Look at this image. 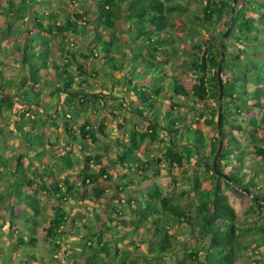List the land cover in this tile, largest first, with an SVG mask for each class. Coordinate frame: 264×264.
Returning a JSON list of instances; mask_svg holds the SVG:
<instances>
[{
  "label": "rangeland",
  "instance_id": "374dc122",
  "mask_svg": "<svg viewBox=\"0 0 264 264\" xmlns=\"http://www.w3.org/2000/svg\"><path fill=\"white\" fill-rule=\"evenodd\" d=\"M52 1L56 2V0ZM207 1L176 0L184 6V11L175 15L172 19V26L166 28V32L173 39L164 47L169 53L163 70L170 78L175 77L178 83L186 89L190 88L195 76V72L189 68L190 56L182 52L184 48H189L193 44L191 40H187V23L185 24V22L188 17L186 16L191 17V12L200 16L198 11L201 6L206 5ZM46 2L48 3V0H33L31 5L32 10L36 11L48 12V10H52L53 17L52 21L48 22V29L61 22L64 15L75 11L88 9L93 15L91 23L86 25L84 34L61 36L41 32V36L38 35V37L35 34L27 36V40L46 41L49 50L46 54L48 60L46 62L47 73L42 77L48 82L44 84L43 81L40 85V90L43 92L39 99L40 108L20 101L22 96L29 93L27 87L22 84L24 78L18 77L19 66L13 63L18 57L17 55L11 56L12 50H8L7 46L3 50L9 64L8 66H0V73L3 78H10L14 82V89L12 88L11 91L14 103L10 111L6 110L3 115H0V192L6 196L5 200H0V264H12L13 261L16 264H32L34 259L35 264H83V255L92 252L97 246L98 238L94 236V233L101 230L104 232L102 234L104 238L100 244L105 243L108 246H111L112 243L116 244L119 249H128L135 255V258L140 259L141 254L146 253V247L139 244L138 240L146 230L141 228L137 233H133L132 239L128 238L124 242L118 243L116 242L117 236L120 237L125 232L130 231L132 227L130 224H120L118 229L113 231L116 224L109 221V218L115 215L114 212L131 216V209L129 208L134 205L135 201L128 205V196L138 199L141 193V188L136 183L134 186L127 185L124 189L123 183L127 182L128 178L142 182L153 181L160 190L161 196L193 211L196 206L195 200L198 190L210 189L213 183V179L204 167L205 165L210 166L211 161L206 162L202 158L209 156L210 146L215 142L217 143L216 102L213 99L209 100V107L206 108L201 103L190 104L184 99L178 100L181 106L177 111L184 117L181 122L183 127L179 130L182 135L180 142L189 143V141L185 142L186 131L184 130L186 127L195 128L202 132L204 146L198 152L199 158L194 156L188 163H184L183 167H176L165 156L170 147L165 131L157 129L158 135L155 142L150 143L148 139H145L141 141L135 152L136 156L140 158L139 167L130 161L120 165L118 162L121 154L120 145L122 147L128 145L130 132L135 131L141 134L148 130L144 118L135 116L131 111L132 106L129 104L136 106L139 104L138 100L123 85L115 81L121 78V74L105 69L101 64V58L95 57L97 39L94 37V29L92 28L93 25H97L96 15L102 11L100 5L95 0H74V2L72 0H60V2L49 5V9L45 10L43 4ZM122 14L120 11L117 12L118 21L114 26V32L119 39L126 41V23L121 18ZM39 19L46 21V17L43 15H39ZM1 20L3 19L0 18V37L3 42L5 40L4 43H7V38L11 32H7L6 28L9 22L5 20L2 22ZM14 24L13 22L11 30L26 27L23 21ZM193 27L203 41L210 36L218 38L220 33L226 30L221 22L214 28H210L208 32L202 29L199 24H195ZM27 30L26 28L25 32ZM36 31L34 29L35 33ZM18 35L16 33L15 37ZM13 37L10 36L9 38L13 39ZM18 37H20V41L23 40L20 35ZM182 38L187 41L182 42ZM12 42L17 45V42L13 40ZM32 46L33 44L30 42L31 50L34 49ZM41 46L39 45V47ZM172 48H177L178 55L172 54ZM237 48L240 47L228 43L227 57L230 58V55ZM90 50L93 51V55H91ZM224 58L226 59L225 52ZM226 61L230 60L227 59ZM67 62L70 64L67 66V70L74 82L73 90L76 91L78 86L79 92L102 96L103 101L89 96L87 103L81 105L77 98H69L62 92L54 96L51 95L50 92L53 87L58 85L54 74L56 71L54 65L58 64L61 70H65ZM78 64L84 65L87 75L81 76L78 73ZM230 75H232L230 71L223 75L222 81L229 79ZM146 76L147 78H157L158 74L149 71ZM142 78H144L143 75ZM148 80L144 79L142 83L147 85ZM28 85L29 83H27ZM168 85V83L164 85L162 95H165L166 98L161 99L162 107L157 116L160 126L167 122L164 113L170 103L169 98L167 99L170 91H168L169 93L165 92ZM227 89L229 92L235 90L230 85H227ZM235 96H237L236 93L234 98ZM28 99L30 101V97ZM226 102L225 118L224 121L222 120V131H224L226 138L223 141L222 151L227 153L228 157L220 162L221 168L226 173L238 172L245 177L249 176L255 185L252 187V191L257 194L261 193L260 195L264 197V174L261 173L264 171V158L255 153L257 146L264 148L263 132L258 131L257 137L251 135L250 127L246 121L254 115L252 108L245 105L240 114L237 115L235 105L240 103L229 99ZM39 109H42L44 114H39ZM150 114L151 112H146L144 116L150 118ZM211 118L213 125H207L206 121L211 120ZM85 123H88L89 129L95 130L96 141H91L87 135H82L80 127ZM30 126L36 127L39 131L31 130ZM86 130L87 128L84 129V131ZM25 138L40 141V144H34L32 146L34 150L27 151ZM21 155L27 157L22 159V166L19 169L17 168V159ZM89 157L91 158L90 162L85 159ZM149 161L152 165L146 166L144 163ZM127 165L131 169L127 178L118 176L115 170ZM18 170L22 176L33 181L32 185L23 183L22 186L19 185L18 182L21 177ZM43 170L44 174L49 175L45 179L47 184L61 185L62 190L66 188L63 185L65 181L68 182V185L73 186L75 199H62L60 205L65 210V219L62 223L64 226L62 227V237L57 238L59 248L44 240V228L53 214L52 206L56 202L54 198H48L46 192L39 188L40 177H37L35 172L41 174ZM102 170L105 171V175L101 173ZM83 172L93 174L97 181L94 187H102L105 190V196L100 201H93L94 198L90 192L92 186L87 180L82 182ZM107 176H110L111 179L107 180ZM13 186H17L19 190H29L30 196L34 197L40 206L38 214L34 217V223L26 225L24 219L14 218L15 231L9 227L10 216L12 214L22 215L25 212L30 214V212L24 203L17 202L16 199L12 198ZM220 186L229 205L235 211L236 224L239 228L237 236L245 242L244 248H239L235 253V264H264V239H262L264 237V207L258 208L252 203L249 196L235 186H227L225 181H221ZM155 207H159L157 203ZM34 215L32 213L31 216ZM102 225L104 226L101 229ZM31 227L34 229L30 230ZM17 235H19V239L23 240L22 243L18 240ZM195 236L199 240L198 233ZM30 237H33L35 241L31 242ZM184 237H180V239H184ZM131 240L135 242L136 248L130 246ZM16 247L20 249V252L13 255ZM182 254L183 251H179L177 254L173 252L171 255L158 254L155 258H162V264H176V257L180 258ZM11 257L14 259H10ZM101 259L105 260L104 264H113L111 260L105 258L104 254ZM101 259L100 262H102Z\"/></svg>",
  "mask_w": 264,
  "mask_h": 264
},
{
  "label": "trees",
  "instance_id": "16d2710c",
  "mask_svg": "<svg viewBox=\"0 0 264 264\" xmlns=\"http://www.w3.org/2000/svg\"><path fill=\"white\" fill-rule=\"evenodd\" d=\"M95 1L99 3L102 10L101 13L96 15L97 25H93L92 28L94 29V37L97 39L95 43V57L101 58V64L105 69L121 74V78L115 81L123 85L138 100V106L129 104L132 106L131 111L135 116L144 118L147 123V132L138 134L135 131H131L128 145L123 147L120 145L119 164L123 165V163L130 161L137 164L136 167H139L140 158L136 156L135 152L141 141L148 139L150 143L155 142L158 135L156 133L157 129L165 131L167 142L170 145L165 156L176 167H183V164L188 163L194 156L199 158L198 152L204 146L202 132L195 128L186 127L184 130L186 131L185 142L189 141V143L180 142V136L182 135L179 133V130L183 127L181 122L184 120V117L177 111L181 106L178 100L181 98L190 104L201 103L203 107L207 108L209 107L208 101L213 99L218 106L217 67L220 59L221 40L225 31H222L218 38L210 36V38L203 41L199 33L195 32L193 26L199 24L202 29L208 32L210 28H214L221 22L222 26L226 29L231 14L232 0H208L206 5L201 6L199 9L200 16L194 15L193 12H191V17L186 16L188 17L185 22V24L187 23V40H191L193 44L189 48H184L182 52L190 56V61L188 62L189 68L195 72L189 89L180 85L175 77L170 78L163 70L169 53L164 47L173 39L166 32V28L172 26V19L175 15L184 11L182 4L176 2V0ZM11 4L9 0H6L4 6L0 4V16L6 19L15 18L23 20L30 10V18L32 26H35L34 29L51 35L68 36L71 34H84L87 28L86 25L91 23L93 15H91L88 9L86 11H75L64 15L61 22L48 29V22L52 21L53 17L51 12L45 13L41 10H32L31 4H33V0H21V3H18L14 10ZM118 11L123 13L121 18L126 23V41L119 39L114 32V26L118 21L116 17ZM39 15L45 16L46 21L44 22L39 19ZM227 37L224 43L226 59L224 58L222 63L221 78L229 71L232 75H230L229 79H223L222 81L224 91L222 120L224 121L225 118L224 108L227 103L226 100L238 101L240 104L235 105L237 109L235 113L239 115L245 105L252 108L254 115L246 121L250 127L251 135L257 137V132L262 131L264 138V0H238L231 29ZM187 40L181 39L182 42ZM228 43L240 47L230 55V58L227 57ZM31 44L36 49L35 51H33L34 49H30L29 44V50L22 51L21 53L23 55L22 63L26 66L22 84L27 87L29 94L22 96L20 101L30 106L39 107V99L43 93L40 90V85L43 81L44 84L48 82L42 79V77L47 73L45 59L49 50L47 42L44 40H31ZM39 45L42 46L39 47ZM172 49V54L178 55L177 48ZM90 52L93 55V51L90 50ZM227 59L230 61H226ZM68 63L65 70H61L58 64L54 65L56 70L54 74L58 85L53 87L50 92L51 95L54 96L62 92L69 98H77L81 105L87 103V97L89 96L103 101L102 96L79 92L78 86L76 91L73 90L72 85L74 82L70 72L67 70V66L70 65ZM2 64L0 56V65ZM77 68L81 76L87 75L83 64H78ZM147 70L157 73L158 77L147 78L146 75L149 72H146ZM142 75L144 78H142ZM144 79H149L147 85L142 83ZM27 83H29L28 86ZM167 83L169 85L165 92L169 93L168 91H170L169 97L167 96L170 103L164 113L165 121L167 122L165 125L160 126L157 116L160 114L162 107L161 99L166 98L165 95H162V92L165 88L164 85ZM227 85L234 87V92H229ZM12 88L13 81L3 78L0 73V115H3L6 110L10 111L12 108L14 103V99L10 94ZM235 93L237 96L234 98ZM38 111H40L39 114H44L42 109ZM146 112H151L150 118L144 116ZM206 124L213 125L212 118L206 121ZM85 128H87L86 131H84ZM237 128L240 129L239 126ZM30 129L37 130L36 127L33 128L32 126H30ZM80 131L82 135H87L91 141H96V132L94 129H89L88 123L80 127ZM223 137L224 141L226 138L224 131ZM216 139L218 141V138ZM25 140H27V151H33L32 146L40 144V141L30 140V138L29 140L25 138ZM216 147L217 143L215 142V144L210 146L209 156H203L202 159L206 162H212ZM255 153L257 156L264 158V148L262 149L257 146ZM38 154L40 153L38 152ZM227 155V153L222 151L217 165L219 171L227 177L228 181L223 177L216 176L212 168L205 165V170L213 179V183L210 189L198 190L195 200L196 206L193 211H190L186 206L182 207L180 204L169 201L161 196L160 190L153 181L142 182L141 180L128 178L127 182L123 183V189L127 185L134 186V183H136L141 188L139 198L128 196V205L135 201L134 205L129 208L131 209V216L114 212L115 215L110 217L109 221L116 224L113 231H116L120 224H130L132 227L130 231L125 232L120 237L117 236L116 242L118 243H122L128 238L132 239L133 233H137L139 229L144 228L146 231L138 242L146 247V253L141 254L140 259H137L130 250L119 249L116 244L112 243L111 246L105 243L100 244L104 238V236L102 237L104 232L101 230L94 233V236L98 238V242L96 243L98 247H94L92 252L83 255V264H104L105 260L101 259L103 254L113 264H162V258H155V256L158 254L171 255L173 252L177 254L179 251H183V254L180 258L176 257V264H235V253L239 248H244L245 242L237 236L239 228L236 224V214L221 190V181H225L229 187H242L252 195L262 196L260 195L261 193L257 194L252 191V187L255 185L249 176L245 177L238 172L226 173L222 170L220 162L226 159ZM24 157L27 156L21 155L18 157L17 168L20 169L22 166V159ZM85 159L88 162L91 161L90 157ZM144 164L146 166L152 165L150 161ZM115 171L118 176L127 178L131 169L127 165L126 167L121 166ZM101 173L105 175V171L102 170ZM261 173L264 174V171ZM19 174L21 177L18 182L20 186H22V183L32 185V180L22 176L20 172ZM35 175L40 177V182L38 183L40 190L46 192L48 198H54L56 202L52 206L53 214L48 219L47 225L44 228V240L59 248L58 239L62 237V227H64L62 223L65 219V210L60 205L62 199H75L73 196V186L68 185V182L65 181L63 185L66 188L62 190L61 185L47 184L45 179L49 175L44 174V170L41 174L35 172ZM82 175V182L84 183L87 180L92 186L90 192L94 198L93 201H100L105 196V190L102 187H94L97 181L90 172H83ZM106 178L107 180L111 179L110 176ZM13 190L16 197H19L20 200L23 198L26 206L31 211L30 214L25 212L22 215L12 214L10 216L9 227L12 231H15L14 218L24 219L25 224L27 223L26 225L35 222L34 217L38 214V204L34 197H30V195L25 193H19L17 186H13ZM5 198L6 196L0 192V200H5ZM155 201L157 206H159L157 208L155 207ZM251 201L260 209L264 207L261 203L255 202L252 199ZM32 213L35 214L33 217L31 216ZM103 226L100 228L102 229ZM33 229V227L30 228V230ZM104 231H106L105 228ZM196 233H198L199 240L195 236ZM183 236H185L184 239H180ZM17 238L21 243L23 242V240L19 239V235H17ZM30 240L31 242L35 241L33 237H30ZM134 243L131 240L130 246L136 248V244ZM100 259L102 262L99 261Z\"/></svg>",
  "mask_w": 264,
  "mask_h": 264
},
{
  "label": "crops",
  "instance_id": "0c3cea01",
  "mask_svg": "<svg viewBox=\"0 0 264 264\" xmlns=\"http://www.w3.org/2000/svg\"><path fill=\"white\" fill-rule=\"evenodd\" d=\"M12 4H11V6H12V9L14 10L15 9V7H16V5L18 4V3H21V0H9ZM75 1H78V0H75ZM57 2H60V0H56V2H53L52 0H48V3L46 2V4H43V5H45L44 6V9L46 10V9H49V5H51V4H53V3H57ZM72 2H74V0H72ZM5 3H6V0H0V4L1 5H5ZM52 9V8H51ZM48 12H52V10H49ZM46 13V12H45ZM30 15H31V11L29 10L28 11V13H27V15L24 17V19L23 20H18V19H15V18H8V19H6V18H4L3 16H0V18L1 19H3V20H5V21H7V22H9V24H7L6 22H5V24H7L8 26L6 27L7 28V32H10V34H9V37L11 36V38L13 37V39H11V38H7V43H4L5 42V40H4V42L2 41V39H1V37H0V40H1V43H0V56H1V58H2V62H3V64L2 65H0L1 67L2 66H8V64H9V60H7L6 58H5V51H3V50H5V46H7V49L9 50V49H11L12 51H11V56H15V55H17V60H15L13 63L15 64V65H18L19 66V72H18V77H20V76H22L23 78H24V75H25V72H26V66L25 65H23V63H22V59H23V55H21V53H22V51H28L29 50V44H30V42H31V40H27V36H29V34H30V36L31 35H33V34H35V36L36 37H38V35L39 36H41V32H39V31H36V33L34 32V28H35V26L33 25L32 26V22H31V18H30ZM13 19V20H12ZM3 20H1L2 22H3ZM11 20V21H10ZM21 21H23L24 22V24L26 25V27L25 28H19V30H11V25H12V23L14 22L15 24L17 23V22H20L21 23ZM14 24V25H15ZM28 29L26 32H25V29ZM6 32V33H7ZM28 32V33H27ZM16 33L17 34H19L20 36H21V38L23 39V40H21L20 41V37H15L16 36ZM27 33V34H26ZM12 40L14 41V42H17V45H14L13 44V42H12ZM18 41H20V42H18ZM14 45V46H13ZM11 47V48H10ZM9 55V54H8ZM46 60V62H48V60L47 59H45ZM45 66H47V64H45ZM7 79H10V78H7ZM12 80V79H11ZM13 86H14V82H13ZM16 86V85H15ZM14 89V88H13ZM13 89H11V91L13 90ZM11 94V93H10ZM13 191L14 190H12V192H11V195H12V198H14V199H16V201L18 202L20 199H19V197H16V194H14L13 193ZM17 191H19V193H25V194H27V195H30V191L28 192V191H23V190H17ZM31 197V196H30ZM19 199V200H18ZM20 203H26L24 200H23V198L20 200ZM37 204H38V210H39V208H40V206H39V203L37 202ZM25 206H26V204H25ZM26 209L29 211V212H31L30 211V209L26 206ZM28 213V212H27ZM29 214V213H28ZM18 252H20V249L19 248H15V251H14V254L13 255H17L18 254ZM12 257H16V256H12ZM10 258V259H14V258ZM18 257V256H17ZM16 257V258H17ZM33 257H34V255H33ZM35 259H34V263H32V264H35ZM12 264H16L14 261H13V263Z\"/></svg>",
  "mask_w": 264,
  "mask_h": 264
},
{
  "label": "water",
  "instance_id": "95a60500",
  "mask_svg": "<svg viewBox=\"0 0 264 264\" xmlns=\"http://www.w3.org/2000/svg\"><path fill=\"white\" fill-rule=\"evenodd\" d=\"M237 3L238 0H232V6H231V14L229 18V22L227 25V28L225 30L224 36L222 38L221 42V50H220V59L217 67V84H218V106H217V120H216V132H217V147H216V152L214 154V157L212 159V162L210 164V167L212 168L214 174L216 176L223 177L224 179H227V177L222 174L219 169H218V159L221 155L222 152V146H223V131H222V100H223V83H222V78H221V68H222V63L224 61V41L227 38L229 31L231 29V25L233 22V18L235 15V11L237 8ZM239 189L241 192L245 193L247 196H249L253 201L264 204V198L252 195L249 191H247L245 188L242 187H236Z\"/></svg>",
  "mask_w": 264,
  "mask_h": 264
}]
</instances>
